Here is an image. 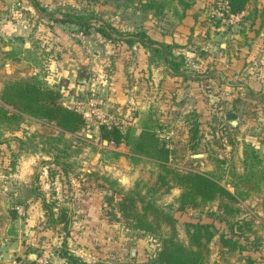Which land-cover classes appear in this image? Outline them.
Segmentation results:
<instances>
[{"label": "rangeland", "instance_id": "rangeland-1", "mask_svg": "<svg viewBox=\"0 0 264 264\" xmlns=\"http://www.w3.org/2000/svg\"><path fill=\"white\" fill-rule=\"evenodd\" d=\"M144 1L0 0V86L8 78H36L42 84L60 90L61 101L65 105L78 100L75 92L81 94L82 100L95 96L97 98L91 99L101 101V113L106 115L105 112H108L110 119L120 121L121 130L128 127L135 129L137 123L132 122L133 112H126L127 107L123 105L120 113H109L112 107H109L107 98L112 91L109 90L112 83L117 84L122 95L133 93L128 88L132 80L129 77L134 62L133 53L140 45L130 47L125 44L121 38L128 35L124 34L118 36L112 33L113 40L105 38L96 31V27L105 22L119 31L134 32L145 31L144 25L150 23L154 28L160 27L172 33L196 3L194 0L185 11V16L178 20L180 6H177L175 15L168 9L163 14H154L152 9L141 6ZM224 2L212 0L203 5L200 22L212 27L219 22L224 29H234L237 42L230 48L236 60L241 59L240 62L241 55L248 56L244 58L247 61L242 67L248 65L247 76L257 78V84L254 89L245 86L240 90L234 89L239 93H231L227 97L217 91L210 92L206 96L210 99L208 109L204 111L183 107L180 102L175 103L171 97L164 95L158 100L153 98L155 105L149 111L150 120L153 124L157 123L154 127L157 134L168 144L171 151L169 164L180 171L219 174L221 170H218L216 159H221L224 168L232 163L236 172L241 173V152L246 142L256 145L258 154L264 156V0H250L236 20L223 17L224 13H220ZM34 3L43 10L37 9ZM74 15L86 17L89 26L58 20ZM228 42L231 43L229 39ZM239 47H244V51ZM186 51L193 53V58H204L200 51L194 52L189 48ZM186 51L183 49L178 53L185 56ZM186 69L187 72H194L203 85L207 83L206 75L213 71L203 67L198 73L192 64L185 62ZM80 70L88 74L83 85L76 82ZM234 75L230 79L232 84H245L243 79ZM216 79L214 82L217 83ZM85 85L89 89H85ZM71 91L73 98L69 97ZM136 93L141 99L142 84ZM228 110L238 114L235 128H230L223 118V113ZM86 122V129L74 136L61 135L56 127L28 116H24L17 128L0 125V227L6 222V216L11 218L9 210L13 209L16 217L11 218L8 224L12 223L8 226L16 229L18 240L24 246V252L16 260L25 262L26 254L38 253L46 255L49 264H52L53 257L62 260L61 264H72L62 256L65 253L76 257L78 264H155L157 240L127 229L116 220L119 214L107 206L104 196L113 195L117 200L123 192L135 187L143 192L145 186H158L155 182L158 170L147 158L141 157L136 161L129 158V148L124 144L118 147L105 144L98 133L99 124L90 122V119ZM194 122L197 123L196 139L189 142ZM259 137L263 139L260 140L263 141L262 147ZM192 144L194 147H191ZM104 149L117 151L120 156L113 159ZM193 154H203V157L192 160ZM21 170L27 172L22 179L17 177ZM224 178L225 174L222 182L226 180ZM164 189L160 187L153 199L177 220L179 240H187L185 222L211 223L218 231L210 243L209 264H245L244 254L250 255L256 264L262 263L259 262L260 252L250 246L246 252L221 254L217 236L220 232L229 234L231 222L248 219L253 221L252 229L256 232L254 235L248 232V236L258 237L262 248L264 229L259 226L263 218L258 212L263 191L251 193L238 204H231L237 212L227 216L223 207L218 208L219 199L193 209L178 210L176 199L180 189L173 187L163 192ZM30 197H38L41 202L37 212L35 208L24 205ZM44 203L53 205L54 214H57L58 208H65L68 218L65 227L64 223L54 224L48 219ZM36 230L39 232L37 236ZM131 249H134L133 256L130 255Z\"/></svg>", "mask_w": 264, "mask_h": 264}, {"label": "trees", "instance_id": "trees-1", "mask_svg": "<svg viewBox=\"0 0 264 264\" xmlns=\"http://www.w3.org/2000/svg\"><path fill=\"white\" fill-rule=\"evenodd\" d=\"M134 2L136 0H125ZM226 12L223 17L239 15L244 12L250 0H224ZM194 0H145L141 6L152 9L154 14H163L165 9L176 14L177 6L180 12L177 13L178 20L185 16V11L193 4ZM34 6L39 9L38 4ZM222 20V18H220ZM56 20V19H55ZM60 22H71L77 25L88 27L86 17L82 15L68 16L58 19ZM219 26V22L216 27ZM96 31L108 39H115V35H128L121 38L128 46L139 44L146 48L155 59L162 60L172 73L184 71L185 59L182 54H174L177 48L175 44H167L150 38L145 31L134 32L119 31L105 22L96 27ZM61 91L42 84L36 78H8L4 79L0 86V125L4 128L18 127L28 116L42 124L51 125L58 129L60 134L74 136L81 133L87 127L83 114L74 108L67 107L61 101ZM150 113H141L137 119L135 129L128 127L125 130L116 127H106L103 124L98 126V133L107 143L118 147L124 144L129 148L134 161L147 158L156 166L158 172L155 182L158 186H145L143 192L137 187L122 193L120 199L115 200L113 195H105L104 201L110 209L119 214V220L127 229L142 232L157 240V252L154 258L155 264H209L208 255L210 243L217 234V230L211 223L185 222L184 233L186 242L178 239L177 220L162 206L156 204L153 199L160 187H165L163 192L171 188L180 189L176 199L177 209L195 208L206 203L219 199V207H223L227 216L237 212L231 204H238L245 200L251 193H262L264 187V156H260L252 143H243L242 149V171L237 173L230 163L224 168L221 159H216L219 174L214 172L180 171L169 164L170 149L168 144L161 138L154 128L157 126L150 120ZM197 123L194 122L189 142L196 139ZM194 147V144L191 145ZM113 159H117L120 153L114 150L104 149ZM226 180L222 182L224 177ZM224 178V179H225ZM228 185V187L226 186ZM231 190H230V189ZM225 201V202H224ZM43 209L48 211L49 220L56 223H68L66 210L58 208L57 214L52 212V204H42ZM261 208L264 211V194L261 199ZM11 218L16 217V212L11 209ZM55 215V216H54ZM54 216V217H53ZM253 221L241 219L229 224L230 233L220 232L217 236L219 252L228 254L234 252H246L249 246L260 252L261 261H264V246L260 248L258 237L249 238L248 232L253 231ZM264 229V219L259 226ZM248 245V246H247ZM72 264H78L76 257L70 254H63ZM245 264H256V261L248 254L242 256ZM28 264H33L30 262ZM225 264H235L227 262Z\"/></svg>", "mask_w": 264, "mask_h": 264}, {"label": "crops", "instance_id": "crops-1", "mask_svg": "<svg viewBox=\"0 0 264 264\" xmlns=\"http://www.w3.org/2000/svg\"><path fill=\"white\" fill-rule=\"evenodd\" d=\"M210 1L212 0H196L195 5L188 10V12H186L185 18L174 28L172 33H168L160 27L154 28V26L150 23L144 25L143 29L152 39L162 43H174L177 45V48L173 50L175 55L180 54L178 51L183 49L186 51L188 48L192 50L194 49V52H202L204 58L199 56L193 58V53L186 51L185 56H183L185 62L190 65L192 64L193 69L198 71V73L201 68L205 67L212 69V74L214 75V73H217V75L213 76L212 74H207L206 77L208 79L205 80L207 83L203 85L202 82L194 75V72H187L186 69V71L184 70L179 73H172L162 60L155 59L146 48L138 46L133 53L134 62L129 77V79L131 78L132 80L129 81L130 86H128L133 93H131V95L128 93L126 95H122L121 91L117 89V84L112 83L111 87H109V90L112 89V91L108 94L107 98L109 107H112L109 110V113H120L119 109H122V106L125 105L127 107L126 112H133L134 116L132 117V122L136 124L141 113L150 110L152 111L154 108L155 104L153 102L155 101L153 98L158 100L161 95L171 97L175 103L180 102L179 104L183 107L185 106L196 109L197 111H204L208 109L207 105L209 104L208 101H210V99L206 96L209 95L210 92L216 93L215 91H217L219 94L227 97L231 93H239L234 89L240 90V88L244 86L246 88L250 87L251 89L256 87L257 78L251 77V75L247 76L249 71L248 65L242 67L245 61H247L244 58H248V56L241 55L242 61L240 62L239 60L241 59L239 58V60H236V57H234L233 51L230 48L231 45H234V43L237 42L235 39L237 35L233 32L234 29H224L222 25L212 27L200 22L201 19H203V13L200 9L203 5H206ZM228 39L231 43L228 42ZM243 48L239 47L238 49L244 51ZM234 53L237 54V52ZM193 69L192 71H194ZM234 73L236 74L234 76L238 77V79H243L245 84H242L241 82L232 84L230 79ZM216 76H218L217 83L214 82ZM139 80L141 83H139ZM141 84L143 86V96H141L140 99V95L139 93H136V91ZM87 87L88 85H85V89H89ZM233 90L234 92H232ZM79 91L80 93L83 92V90ZM90 91L92 90L90 89ZM262 91H264V88H262ZM74 95H78V99L81 98V94L78 92H75ZM69 97L73 98V91H71ZM224 97L222 96V99H225ZM226 101L230 102V100ZM227 102H225V104ZM107 113L105 112L106 116H108ZM260 140L263 139L259 137L258 141ZM254 143L256 142L254 141ZM262 144L263 141H260L261 147L263 146ZM254 146L256 148V145ZM18 173L19 176L17 177L21 178L22 175L27 172H23L21 170ZM262 191L264 192V187L262 188ZM14 195L16 196L17 192L14 193ZM40 203L41 202L38 197H30V199H26L24 201L25 206L35 208L36 212L37 208H41ZM39 211L43 213V211ZM258 213L259 215H262L261 217L264 219V211L261 207ZM96 215L97 211L94 216ZM13 220L16 221L17 219ZM5 221L6 222L3 223V226L0 227V264H13L17 261L16 257L21 256L24 252V246L23 243L18 240L16 229L9 227L12 223L8 224L11 221V218L6 216ZM38 233L39 232L36 230V236ZM32 254L38 255V253H28L25 256L28 259V257L33 256ZM60 261L62 262V260L55 257L51 259L52 264H61ZM259 262H262L259 264H264L263 260H260Z\"/></svg>", "mask_w": 264, "mask_h": 264}, {"label": "built area", "instance_id": "built-area-1", "mask_svg": "<svg viewBox=\"0 0 264 264\" xmlns=\"http://www.w3.org/2000/svg\"><path fill=\"white\" fill-rule=\"evenodd\" d=\"M227 6H226V2L223 3L222 5V12H220L221 14H223L224 12H226ZM237 15H231L229 16L230 20H236L237 19ZM91 98H97L95 96H91L89 99L87 100H82V99H78V100H74V101H70L68 105H66L67 107H71L74 108L75 110L81 112L85 118V120L90 119V122H97L99 125L103 124L106 127L110 128V127H116V128H121V122L117 121L116 119H110L108 116L104 115L103 113H101L100 111V106L102 105L101 101L97 100V99H91ZM30 263V261L28 259H26L25 262L22 261H15L13 264H28ZM33 264H49V261L47 259L46 255H36Z\"/></svg>", "mask_w": 264, "mask_h": 264}, {"label": "water", "instance_id": "water-1", "mask_svg": "<svg viewBox=\"0 0 264 264\" xmlns=\"http://www.w3.org/2000/svg\"><path fill=\"white\" fill-rule=\"evenodd\" d=\"M87 78H88V74L87 72L85 71H78L77 73V78H76V82L78 84H86V81H87ZM223 118L224 120L228 123V125L230 126V128H235L238 124V114L233 112V111H228L226 113L223 114ZM89 137H91L90 135H88ZM103 142L106 144L107 141L106 140H103ZM203 157V154H193L191 155V159L192 160H198L200 158ZM33 256L31 257H28V260L30 262H33L36 255L35 254H32ZM130 255L133 256L134 255V249H131L130 250Z\"/></svg>", "mask_w": 264, "mask_h": 264}]
</instances>
